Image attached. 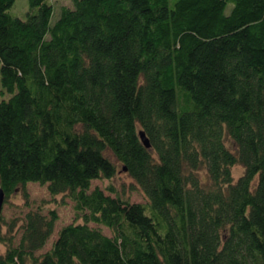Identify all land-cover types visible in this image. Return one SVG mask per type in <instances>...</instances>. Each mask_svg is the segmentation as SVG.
Masks as SVG:
<instances>
[{
  "label": "trees",
  "instance_id": "1",
  "mask_svg": "<svg viewBox=\"0 0 264 264\" xmlns=\"http://www.w3.org/2000/svg\"><path fill=\"white\" fill-rule=\"evenodd\" d=\"M12 2L0 188L44 183L80 219L36 253L53 208L25 211L16 241L0 216V264H264V0H71L52 21L51 0L20 18ZM116 164L144 202L90 188Z\"/></svg>",
  "mask_w": 264,
  "mask_h": 264
},
{
  "label": "rangeland",
  "instance_id": "2",
  "mask_svg": "<svg viewBox=\"0 0 264 264\" xmlns=\"http://www.w3.org/2000/svg\"><path fill=\"white\" fill-rule=\"evenodd\" d=\"M13 2L8 8V12H11L13 15L17 17H24L26 13V9L28 8V0H12ZM53 5V11L50 16V21H52L59 12V6L63 5V3L67 6H71V0H51ZM10 92L0 86V99L6 98L9 96ZM243 167L239 163L234 164L232 166L233 178L237 176V174L241 173ZM201 177H205L203 171H201ZM132 183L131 178L119 169V165L115 166V174L110 178H93L90 180V188L94 185L99 186L103 192L110 193L107 190V185L111 184L115 190L122 191V194L125 196L128 195L129 200L132 201H145L144 194L142 193L140 187L135 183ZM131 185V187H130ZM26 199L23 198V195L20 191L14 190L9 192L4 198L5 201L1 205L0 216L2 221L14 220L15 225L13 227L14 237L13 241L19 236L20 231V223L22 222L23 214L29 208L38 209L39 211L47 214L48 210L53 208L55 211V218L52 226V232L45 240V243L41 246L40 249L35 252H42V250L46 249L50 243L52 242V238L56 234V229H58L62 224L72 222L73 220L77 221L78 218L75 215L74 208L72 207V202L63 194H49L47 188L44 183H37L35 181H28L24 184ZM90 226H96L97 224H93L88 222ZM104 234H110L109 228H106L102 225H97ZM3 230V226L1 227ZM3 249L2 244H0V251Z\"/></svg>",
  "mask_w": 264,
  "mask_h": 264
},
{
  "label": "water",
  "instance_id": "3",
  "mask_svg": "<svg viewBox=\"0 0 264 264\" xmlns=\"http://www.w3.org/2000/svg\"><path fill=\"white\" fill-rule=\"evenodd\" d=\"M138 135H139V138H141L143 144L146 147H148L149 139L146 137V135H145V133H144V131L142 129L138 130ZM122 169H124V167H122ZM3 198H4V192H3L2 188H0V209H1V205H2L3 200H4ZM0 212H1V210H0Z\"/></svg>",
  "mask_w": 264,
  "mask_h": 264
}]
</instances>
